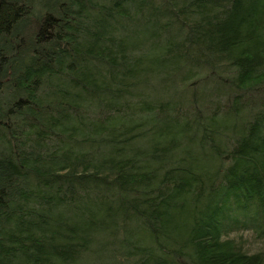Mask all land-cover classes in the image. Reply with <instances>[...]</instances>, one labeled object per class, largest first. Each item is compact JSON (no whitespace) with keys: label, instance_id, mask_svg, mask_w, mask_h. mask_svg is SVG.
Instances as JSON below:
<instances>
[{"label":"trees","instance_id":"16d2710c","mask_svg":"<svg viewBox=\"0 0 264 264\" xmlns=\"http://www.w3.org/2000/svg\"><path fill=\"white\" fill-rule=\"evenodd\" d=\"M0 264H264V0H0Z\"/></svg>","mask_w":264,"mask_h":264},{"label":"rangeland","instance_id":"374dc122","mask_svg":"<svg viewBox=\"0 0 264 264\" xmlns=\"http://www.w3.org/2000/svg\"><path fill=\"white\" fill-rule=\"evenodd\" d=\"M242 239H243V246L249 251V252H252V251H255V250H258V249H261L263 247V245L254 240L250 235L249 233L247 232H244L242 233Z\"/></svg>","mask_w":264,"mask_h":264}]
</instances>
